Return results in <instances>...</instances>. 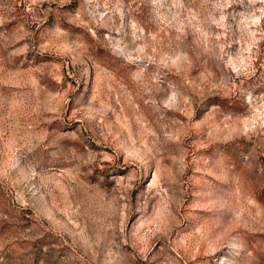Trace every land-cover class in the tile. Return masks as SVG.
I'll return each mask as SVG.
<instances>
[{
	"label": "rangeland",
	"instance_id": "1",
	"mask_svg": "<svg viewBox=\"0 0 264 264\" xmlns=\"http://www.w3.org/2000/svg\"><path fill=\"white\" fill-rule=\"evenodd\" d=\"M0 264H264V0H0Z\"/></svg>",
	"mask_w": 264,
	"mask_h": 264
}]
</instances>
